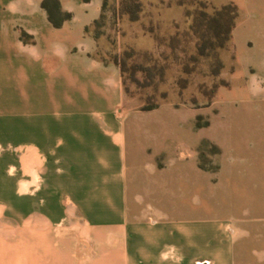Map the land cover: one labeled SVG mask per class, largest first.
Here are the masks:
<instances>
[{
  "label": "crops",
  "instance_id": "obj_1",
  "mask_svg": "<svg viewBox=\"0 0 264 264\" xmlns=\"http://www.w3.org/2000/svg\"><path fill=\"white\" fill-rule=\"evenodd\" d=\"M105 2L0 0V220L22 234L0 264H235L229 222L184 220L174 105L141 110L98 57Z\"/></svg>",
  "mask_w": 264,
  "mask_h": 264
},
{
  "label": "rangeland",
  "instance_id": "obj_2",
  "mask_svg": "<svg viewBox=\"0 0 264 264\" xmlns=\"http://www.w3.org/2000/svg\"><path fill=\"white\" fill-rule=\"evenodd\" d=\"M120 1L106 0L105 23L91 30L99 35L100 52L121 56L126 96L136 106L174 105L170 112L178 116L184 130V220H198L209 227L229 222L237 232L235 264H264L262 0H196L207 3L209 11L227 3L238 9L232 40L218 52L224 67L214 80L223 84L211 102L196 89L201 82L209 89L213 81L203 77L209 62L190 58L196 54L195 39L186 34L191 23L186 13H192L197 4L184 0V6L178 7L175 0L169 6V0H140L137 21L127 15L111 19L110 11L118 13ZM175 24L184 36L171 41ZM185 67L195 72L184 74ZM143 68L150 69L149 76ZM184 77L190 79L186 90ZM207 121L209 125L203 126ZM205 140L217 144L221 153L208 145L200 150ZM199 159L207 167L221 165L220 169L216 173L202 170L197 166ZM21 240L19 227L0 220V241Z\"/></svg>",
  "mask_w": 264,
  "mask_h": 264
},
{
  "label": "trees",
  "instance_id": "obj_3",
  "mask_svg": "<svg viewBox=\"0 0 264 264\" xmlns=\"http://www.w3.org/2000/svg\"><path fill=\"white\" fill-rule=\"evenodd\" d=\"M191 3H196L198 7H196L193 12L187 11L186 16L191 17V23L189 26V29L186 30V34L191 35L195 39V47H196V54L191 55L192 60H206L209 62V70L206 74L203 75V77H209L212 81L209 89H206L205 82H201L197 85V92L203 96L207 102H211L218 87L220 84L223 83H216L215 77L218 76L222 69H223V63L219 57V50L224 49L226 44L232 40V30L235 26L236 19L238 16V9L237 6L234 3H227L221 5L219 8L212 7L209 11L208 4L202 1H196V0H189ZM196 1V2H195ZM171 0L168 2V6L171 4ZM159 3H163V0H161ZM175 3L178 7L184 6L186 3L184 0H175ZM47 6V3H45ZM106 2L104 3L105 7ZM104 7L102 10V14L100 17L95 20L91 27H86V32L91 33L94 38L99 39V35L95 34L91 28L96 27L100 28L104 25L106 17L104 14ZM142 10V2L140 0H121L120 1V9L118 13H115L113 11H110V18L113 19L117 16V18L127 15L128 18L131 21H137L139 19L138 13ZM71 15L69 13L61 14V18H69ZM51 19L54 21V23L58 24L59 22L56 21L53 16H50ZM176 29L175 34L173 35L171 41L175 40V38H178L179 35L184 36V30L181 32L179 30L178 24L174 25ZM150 32V31H149ZM169 48L172 49V42L168 44ZM98 57L102 61H110L115 63L120 67L122 77H123V83H124V63L121 58V56L117 53H105L100 54L98 53ZM142 72L145 74V76L150 75V69L149 68H143L141 69ZM184 74H193L195 72L194 70L185 67L182 71ZM195 74V73H194ZM193 76V75H192ZM183 84L184 90H186L189 87L190 79L187 77H184V79L181 81ZM207 85V84H206ZM124 90L125 89V83H124ZM167 95L162 96V100H165ZM162 102H156L153 105H143L140 107L141 110L148 111L155 109L159 107V105ZM209 125V121L205 122L203 126ZM208 145L209 147H213L216 150V154L221 153L220 147L209 141L205 140L203 141L202 145L200 146V150L203 151V146ZM198 167L202 170L209 171L212 173H216L219 170V166L215 167H207L201 162V159L198 160Z\"/></svg>",
  "mask_w": 264,
  "mask_h": 264
}]
</instances>
